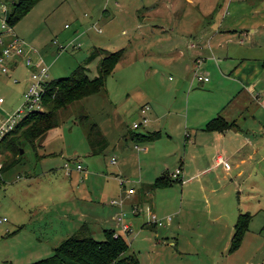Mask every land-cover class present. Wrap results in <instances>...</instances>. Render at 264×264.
Instances as JSON below:
<instances>
[{"label":"rangeland","instance_id":"obj_1","mask_svg":"<svg viewBox=\"0 0 264 264\" xmlns=\"http://www.w3.org/2000/svg\"><path fill=\"white\" fill-rule=\"evenodd\" d=\"M13 1L0 0V31L6 29L2 22ZM192 1L36 0L10 24L9 32L36 49L33 58L43 56L47 79L71 75L80 64L88 66L89 76L97 75L100 56L87 60L96 47L123 53L104 88L60 109L59 124L35 145L23 144L20 159L0 174V217H5L0 219V264H30L49 256L83 223L88 226L85 232L97 239L106 237L105 229L114 228L141 264H264V157L247 158L238 165L228 160L231 168L222 163L209 175L205 189L199 188L197 179L187 184L177 177L155 189L152 205L147 199L136 209L138 193L130 195L127 189L138 190L139 181H151V164L135 157L138 151L131 139V151L123 155L119 145L114 147L142 119L140 107L145 103L169 107L164 112L168 124L176 117L173 112L184 92L179 93L183 87L176 89L175 84L196 72L186 47L187 32L209 29L207 23L200 26L196 21L208 0ZM7 32L4 41L11 36ZM1 66L0 126L19 107L22 110L14 113L17 122L36 108L23 105L29 77L23 58L16 57L10 75ZM148 121L135 130L149 129ZM92 122L109 141L97 154H92L87 136ZM262 145L264 150V141ZM160 150L170 151L164 146ZM6 158L0 153V163ZM148 207L158 217L155 224ZM240 211L253 216L239 247L231 250Z\"/></svg>","mask_w":264,"mask_h":264},{"label":"crops","instance_id":"obj_2","mask_svg":"<svg viewBox=\"0 0 264 264\" xmlns=\"http://www.w3.org/2000/svg\"><path fill=\"white\" fill-rule=\"evenodd\" d=\"M207 3L208 6L200 9L197 17L192 14L200 26H204L205 22L209 29L189 30L186 47L193 60L194 71L209 78L198 79L196 72L192 78L183 75L175 84L176 89L182 85L179 93L184 92L185 95L181 93L182 99L176 103L174 120L168 124L167 116H164L169 107L150 105L147 112L149 129L141 131L155 130L159 135L144 140L134 138L128 132L114 146L119 145L123 155L125 151H131L128 143V139H131L138 151L137 154L133 151L137 155L135 157L145 164H151L148 170L151 181L141 180L138 190L130 186L134 190L128 191L130 195L138 193L133 204L136 209L143 200H150L152 205V193L164 186L153 187V182L165 172L171 175L176 167H180L177 177L182 183L188 184L197 179L199 188L205 189L209 175L222 163L231 168L228 160L238 165L247 158L264 157V30L259 32L264 27V0H208ZM15 64L12 63L5 72L9 73ZM217 116L226 125L206 127L207 122ZM162 117L165 120L163 123ZM135 129L132 127L130 130ZM158 139H162L161 142H156ZM139 142L151 144L139 145ZM163 146L170 151L161 153ZM180 146H183L182 153ZM167 156L173 161H167ZM155 158L164 159V162L159 164ZM213 189L215 187L212 185ZM146 195L149 197L144 198ZM148 210L151 212V222L155 224L153 218L158 217L152 207H148Z\"/></svg>","mask_w":264,"mask_h":264},{"label":"trees","instance_id":"obj_3","mask_svg":"<svg viewBox=\"0 0 264 264\" xmlns=\"http://www.w3.org/2000/svg\"><path fill=\"white\" fill-rule=\"evenodd\" d=\"M36 0H14L6 15V20L13 25L21 18ZM3 31H0L2 34ZM123 49L108 51L101 47L92 50L87 60L100 56L98 74L89 76L86 64H80L71 75L49 79L42 97V108L29 110L14 126L0 138V153L7 156L0 166V172L7 169L20 159L23 144L30 142L35 145L36 139L48 129L59 124V110L71 102L87 94L96 92L106 85V78L120 59ZM83 116V115H82ZM86 116V115H84ZM226 122L219 116L212 118L206 124L208 128L225 126ZM130 135L138 139H153L158 131L130 130ZM88 139L92 153H101L109 141L96 122L90 125ZM104 148V149H103ZM0 173V174H1ZM170 174V173H169ZM167 172L158 176L152 186L168 185L177 178ZM249 211H240L234 225L231 238V250L239 247L245 231L252 218ZM86 223L79 231L67 237L49 256L37 259L30 264H141L134 252H128L129 244L123 235L114 228L105 229L106 237L97 239L92 236ZM85 229V230H84Z\"/></svg>","mask_w":264,"mask_h":264},{"label":"built area","instance_id":"obj_4","mask_svg":"<svg viewBox=\"0 0 264 264\" xmlns=\"http://www.w3.org/2000/svg\"><path fill=\"white\" fill-rule=\"evenodd\" d=\"M2 27L6 29L3 31L2 34H0V38H1L0 43L3 44L0 50V63L2 64L1 69L4 72L8 71L10 65L16 62V57L17 56L22 57L28 69V75H29V83L23 94L24 95L23 105H27L28 107L42 108V97L46 90L47 82L49 80L47 79L48 65L44 64L42 55H38L36 58H33L31 52L36 51V49L28 46L22 39H20L17 35H15L13 31L11 32L8 31L12 29V26H10V24L7 22L6 17L5 19H3ZM4 32H7V34L11 35L5 41L2 38V36L6 35L4 34ZM61 47L64 48L65 45ZM196 76L198 79H204V80H207L209 78L208 75L200 72H196ZM3 101L4 98L0 97V108L2 107ZM149 108L150 105L148 103H145L140 107V111L142 112V119L139 121H135L132 125L133 128L141 127L147 123L148 121L147 112ZM21 110L22 107H19L16 110V112H20ZM14 113H11L12 115L9 114V116H7L6 119L2 121V124L0 126V138L5 134V132L13 128V126L17 123L14 117ZM112 160L113 161L115 160L114 156L112 157ZM1 164L2 163H0V166ZM65 166L66 168H69L68 161L67 162L65 161ZM77 167L80 168L81 164L78 163ZM179 172H180V167H176L171 172V175L177 177ZM133 190H134L133 187L128 188L129 192ZM0 219H5V217L3 218L0 217ZM153 219H156L155 216ZM123 228L127 229L128 224H123ZM110 264H115V263L112 262Z\"/></svg>","mask_w":264,"mask_h":264},{"label":"water","instance_id":"obj_5","mask_svg":"<svg viewBox=\"0 0 264 264\" xmlns=\"http://www.w3.org/2000/svg\"><path fill=\"white\" fill-rule=\"evenodd\" d=\"M21 151H23V148H21Z\"/></svg>","mask_w":264,"mask_h":264}]
</instances>
